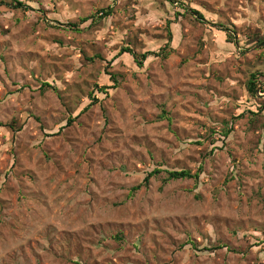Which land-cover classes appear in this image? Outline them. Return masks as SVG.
Masks as SVG:
<instances>
[{"label": "rangeland", "instance_id": "1", "mask_svg": "<svg viewBox=\"0 0 264 264\" xmlns=\"http://www.w3.org/2000/svg\"><path fill=\"white\" fill-rule=\"evenodd\" d=\"M18 1L0 0V264H264V0Z\"/></svg>", "mask_w": 264, "mask_h": 264}, {"label": "trees", "instance_id": "2", "mask_svg": "<svg viewBox=\"0 0 264 264\" xmlns=\"http://www.w3.org/2000/svg\"><path fill=\"white\" fill-rule=\"evenodd\" d=\"M169 3H172L174 4L175 3V0H165ZM15 3L17 4L16 5V8L17 9H24V10H27V9H31L29 8V6H27L26 4H24L23 2H20L18 0H15ZM196 14L200 15V20L201 21H205L207 22V20L205 19V17L203 16V14H201L200 12H198L197 10H193ZM113 15V10L111 8H106V9H102V10H99L95 15L91 16V17H87V18H84L81 21V23H87L88 21H91L93 20V28H101L103 27V24L105 22V20L109 17H111ZM208 23V22H207ZM70 27L74 28L75 30L77 31H80V25L79 24H69ZM102 29V28H101ZM98 30V29H97ZM226 34L230 35V31L229 29L227 30H223ZM232 32V31H231ZM233 33V32H232ZM172 40V36L170 35V40ZM262 44H264V36H263V39L260 40ZM234 43L235 45L239 46V44L235 41V42H232ZM122 52L124 53H130L136 63L138 64V66H142L144 61H146L148 59L149 56L151 55H155V53H152V52H148V53H145L141 56V58L139 59L137 54H135L131 49H126V50H122ZM262 78H264V74L263 73H259V74H254L251 76L249 82H248V85H247V89L249 91V93H251L252 95L256 96L257 95V89L260 85H262L264 83V81L262 80ZM45 86H48L50 87L49 84L45 83L44 84ZM115 87V86H114ZM114 87H111V86H108V87H100L98 86V89L96 90L97 92H103V93H108L109 90H112L114 89ZM96 93V92H95ZM108 95V94H107ZM93 98H96L95 94L93 96ZM264 110V106L262 107ZM71 121L68 123L70 124ZM231 133V130H226L225 133H224V137H228ZM161 172V170H155L152 174H150V176L146 177L144 182L136 187H134L132 189L133 193L138 191L139 189H141L143 186H146L148 187L149 186V182H150V178L153 176V175H157ZM168 175H169V178L168 180H178V179H187V178H196V179H199L200 177V173H197L195 175H193L190 171H185V170H182V171H173V172H168Z\"/></svg>", "mask_w": 264, "mask_h": 264}]
</instances>
